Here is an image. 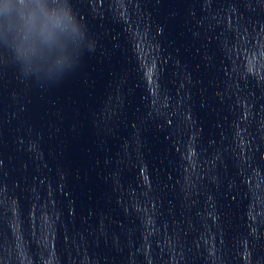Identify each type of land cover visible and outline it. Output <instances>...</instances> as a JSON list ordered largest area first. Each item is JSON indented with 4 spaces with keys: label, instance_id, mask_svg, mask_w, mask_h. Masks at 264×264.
I'll return each mask as SVG.
<instances>
[{
    "label": "water",
    "instance_id": "obj_1",
    "mask_svg": "<svg viewBox=\"0 0 264 264\" xmlns=\"http://www.w3.org/2000/svg\"><path fill=\"white\" fill-rule=\"evenodd\" d=\"M0 264H264V0H0Z\"/></svg>",
    "mask_w": 264,
    "mask_h": 264
},
{
    "label": "clouds",
    "instance_id": "obj_2",
    "mask_svg": "<svg viewBox=\"0 0 264 264\" xmlns=\"http://www.w3.org/2000/svg\"><path fill=\"white\" fill-rule=\"evenodd\" d=\"M62 25V20L57 17V16H50L47 18L46 20V29H48L49 31L55 30L56 28L61 27Z\"/></svg>",
    "mask_w": 264,
    "mask_h": 264
}]
</instances>
